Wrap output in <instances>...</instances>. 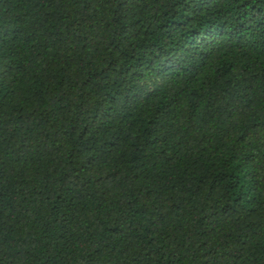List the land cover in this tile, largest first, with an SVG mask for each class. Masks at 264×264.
Returning a JSON list of instances; mask_svg holds the SVG:
<instances>
[{"label":"trees","instance_id":"16d2710c","mask_svg":"<svg viewBox=\"0 0 264 264\" xmlns=\"http://www.w3.org/2000/svg\"><path fill=\"white\" fill-rule=\"evenodd\" d=\"M0 264H264V0H0Z\"/></svg>","mask_w":264,"mask_h":264}]
</instances>
